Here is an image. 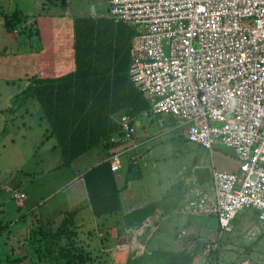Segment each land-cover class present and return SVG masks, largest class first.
<instances>
[{
    "label": "built area",
    "instance_id": "obj_1",
    "mask_svg": "<svg viewBox=\"0 0 264 264\" xmlns=\"http://www.w3.org/2000/svg\"><path fill=\"white\" fill-rule=\"evenodd\" d=\"M108 18L135 28L129 77L149 102L146 119L168 117L186 127L188 142L214 151L231 149L236 172L210 167V194L189 199L183 212L218 221L210 253L234 231L245 209L264 225V0H109ZM23 28L14 32L19 34ZM135 120L118 119L121 135L106 143L132 142ZM124 152L108 160L121 170ZM16 206L28 194L9 189ZM188 235L182 230L179 239Z\"/></svg>",
    "mask_w": 264,
    "mask_h": 264
},
{
    "label": "crops",
    "instance_id": "obj_2",
    "mask_svg": "<svg viewBox=\"0 0 264 264\" xmlns=\"http://www.w3.org/2000/svg\"><path fill=\"white\" fill-rule=\"evenodd\" d=\"M109 8V0H0V221L10 228L25 217L32 218L31 226L35 221L60 224L66 213L78 210L76 221L81 227L80 232L87 228L96 229L97 232L106 229L112 234L108 242L111 243L113 238H118L120 230L117 228L127 226L125 232L129 235L140 225L136 240L149 242L160 231L161 224L169 220L175 222V215L183 223L186 219L184 216H189L190 228L184 229L188 235L184 237L183 249L170 253L193 252L196 250L193 229L195 237H200V240H205V237L214 239L218 232L216 217H200L214 219L216 223V235L205 236L201 233L204 230L211 233V220L193 225V218L196 217L183 212L187 200L212 192L211 182L206 181L208 175L205 181L198 180L197 171L206 170L199 169L196 157L192 160L191 173H169L160 180L153 170L147 173L156 179L149 180L155 185L152 188L148 186L146 190L140 188L145 185L139 187L146 178L141 167L146 166L147 154L152 153V140L174 131L186 138V127L168 117L146 119L139 116L135 120L137 135L132 142L107 148L101 145L84 154L70 167H63L61 150L57 147V140L50 135V122L39 102L29 99L15 114L9 111L13 98L30 85L33 77L54 78L75 71V19L108 18ZM15 12L23 19L20 35L8 31L5 26L4 15ZM37 31L39 36L41 34L40 41ZM21 142L31 143V147L29 145V149H26L29 157L23 152ZM91 152V156H85ZM118 152L125 153L121 170L115 172L122 211L96 217L84 174ZM140 160L144 162L143 165ZM131 162L135 164L134 168H131ZM13 188L22 189L28 194L25 205L16 206L17 210L7 209L4 205L14 202L9 192ZM1 191L7 195L5 202ZM141 212L145 217L133 218ZM12 216H17V219H12ZM117 256L118 252L114 251L113 258Z\"/></svg>",
    "mask_w": 264,
    "mask_h": 264
},
{
    "label": "trees",
    "instance_id": "obj_3",
    "mask_svg": "<svg viewBox=\"0 0 264 264\" xmlns=\"http://www.w3.org/2000/svg\"><path fill=\"white\" fill-rule=\"evenodd\" d=\"M4 18L8 31L21 28L23 19L18 12ZM74 30L75 71L54 78L33 77L30 85L13 98L9 110L15 114L29 99L39 102L50 122V135L61 150L63 167H70L96 147L112 146L106 142L121 135L117 117L129 113L138 118L150 107L129 77L135 28L114 24L105 17H87L75 19ZM36 35L40 41L41 34L37 31ZM130 166L134 168L135 164L131 162ZM84 180L94 216L122 211L116 174L109 161L87 170ZM77 215L78 210L66 213L60 224L35 221L22 243L26 254L13 257V248L8 251L6 264H25L33 257L42 264H86L88 258L83 254L68 251L56 256L58 242L71 231ZM8 232L10 226L0 221V239ZM161 256L167 264H193L197 248L193 252H168ZM142 260L143 256L133 262L141 264Z\"/></svg>",
    "mask_w": 264,
    "mask_h": 264
},
{
    "label": "rangeland",
    "instance_id": "obj_4",
    "mask_svg": "<svg viewBox=\"0 0 264 264\" xmlns=\"http://www.w3.org/2000/svg\"><path fill=\"white\" fill-rule=\"evenodd\" d=\"M20 144L23 148V152L29 157V153H26V149H29V145L31 147V143L21 142ZM191 144L192 143L188 142L187 138L177 135L175 131L154 138L152 140V153L149 155L147 154V164L141 167L144 174L146 173V178L139 187L145 185L146 187L140 188L146 190L148 186L152 188L155 185V183H151L149 180L155 181L156 179L152 178V176L147 173L153 170L157 173L160 180L164 176H167L165 174L169 173L173 175L191 173L192 160L195 157L199 169L206 170L208 175L206 181L209 183L211 182L210 166H212L213 163L214 167L219 171H238L239 161L231 149L216 144L211 154V151ZM33 145L34 144H32V146ZM103 147L107 148L109 146ZM91 154L92 152L85 156H91ZM139 162L140 164L142 163V165L144 163L142 160ZM1 196L4 202L7 201V195L4 191H1ZM170 196L168 199H170ZM4 205L7 209L17 210L14 202L10 201ZM138 216L144 217V212L139 213V215L133 218ZM184 218L186 219L182 223L176 219L175 215V222L169 220L161 224L160 231L156 233L149 242H145V240H136V238H139L140 225L137 226L138 228H134L129 235L125 232L128 227L122 225V227L117 228L118 231L120 230L118 238H113L112 242L108 243L112 237L109 231L100 229L97 232L96 229L93 230L85 227L87 229L80 232L79 229L81 227L78 226L77 221H75L71 231L58 242L56 256L60 257L68 251L83 254L88 258L86 264H135L133 259L143 256L141 264H167V259L163 258L161 253H168L171 251L177 252L183 249L182 245L187 237L179 239L177 234L184 229L190 228L188 220L191 217L184 216ZM12 219H17V216H12ZM31 220V217H25L15 222L14 225L11 226L10 232L6 233L4 237L0 239L2 244V246H0V264H6L8 251L10 252L13 248L16 250L13 257L26 254L25 246H22V243L28 232L33 228L31 226ZM204 220H206V222L211 220L213 226L211 233L204 230L201 234L205 236L216 235V229L214 228L216 223L214 219L196 217L193 218V225L200 224L201 221ZM234 228L233 233L223 236L218 251L213 253L208 252L206 246L207 243L216 240L218 232L214 239L204 236L205 240H200V237H195L193 229V244L195 246L193 247L197 248V259L194 264H264V225L257 219L255 211L252 209H245L236 219ZM109 246L113 247V249H109ZM224 247L226 248L224 249ZM114 251L118 252L116 259L113 258ZM25 264H42V262L37 261V258L33 257L32 260L27 261Z\"/></svg>",
    "mask_w": 264,
    "mask_h": 264
},
{
    "label": "water",
    "instance_id": "obj_5",
    "mask_svg": "<svg viewBox=\"0 0 264 264\" xmlns=\"http://www.w3.org/2000/svg\"><path fill=\"white\" fill-rule=\"evenodd\" d=\"M197 177L199 181L203 182L206 180L207 174L204 171H197Z\"/></svg>",
    "mask_w": 264,
    "mask_h": 264
}]
</instances>
